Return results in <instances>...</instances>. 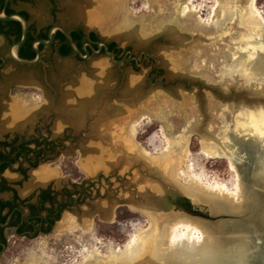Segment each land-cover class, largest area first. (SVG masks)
Segmentation results:
<instances>
[{
  "label": "rangeland",
  "instance_id": "rangeland-1",
  "mask_svg": "<svg viewBox=\"0 0 264 264\" xmlns=\"http://www.w3.org/2000/svg\"><path fill=\"white\" fill-rule=\"evenodd\" d=\"M216 1L220 6L228 4L240 11L246 2L193 0V11L185 17H181L179 8L187 0H55L54 17L51 5L45 0L13 4L12 8L27 12L29 22L37 28L55 19L66 27L94 29L102 40L115 42L120 48L129 47L136 55L141 50L149 51L167 85L147 83L148 63L137 71L128 65L121 82L103 55L93 56L87 63L60 61L54 55L47 77L54 95L43 84L37 70L8 66L0 72V104L15 106L20 112L33 115L42 106H50L51 97L55 96L57 107L77 110L78 119L89 118V126L96 122L94 132L110 141L114 150L123 147L127 151V147L134 145L139 153L144 149L141 154L147 151L159 155L164 147L163 137L177 139L188 124L206 123L216 134L224 124L232 123L237 112L258 105L231 97L249 85L223 73L241 36L234 35L240 33L234 21L218 20L221 8L213 16ZM256 5L264 18V0H256ZM217 20L220 25L215 26L213 23ZM7 46L0 37V52H5ZM12 84L16 87L11 90ZM258 86L254 84L252 90L256 91ZM260 93H264V86L260 87ZM262 104L254 110H261ZM96 111L102 115L96 116ZM32 120V117L26 119ZM133 123H137L134 135L131 134ZM89 142H81L75 154L55 163L63 171L76 172L70 179L98 181L92 189V198L81 206L80 220L74 215H65L50 237L17 240L15 244L11 241L4 264H109L110 258L120 256L116 250L130 235L146 228V218L136 209L137 203L128 201L131 193L138 201L132 178L136 170L143 175L145 171L141 167L124 172L122 167L114 171L104 168L97 161L98 155L85 157L88 145H95L92 140ZM118 151L116 154L121 153ZM188 151L191 170L197 177L209 185L234 188L236 181L226 159L204 157L198 135L188 138ZM115 157L114 153L103 151L104 161ZM96 204L98 211L93 206ZM109 207H112V216L107 219ZM183 215L208 229L206 220Z\"/></svg>",
  "mask_w": 264,
  "mask_h": 264
},
{
  "label": "bare ground",
  "instance_id": "bare-ground-1",
  "mask_svg": "<svg viewBox=\"0 0 264 264\" xmlns=\"http://www.w3.org/2000/svg\"><path fill=\"white\" fill-rule=\"evenodd\" d=\"M192 2L193 0H187L181 5L179 8L181 17L193 11ZM217 8H221L219 21L228 18L231 22L236 18L246 32V35L238 41L239 46L232 49L233 58L223 73L227 75L226 77L238 74L248 81H264V54H262L264 18L257 8L256 0H246L242 11L228 4L220 6L216 1L213 16ZM218 20L213 23L215 26ZM95 113L96 116L102 115L98 111ZM85 115L87 116L86 113ZM232 123L234 124L232 131H227L224 124L216 134L212 133L211 127L206 123L201 128L200 125L188 124L180 132L181 135L178 134L180 136L177 139L163 137L164 147L159 155L152 153L151 155L147 151L141 154L144 149L139 153L132 143L133 147H127V151H124L123 147H115L114 150L110 141L98 136L92 139L96 145H92L94 150L88 145L89 143L87 144L89 151L84 154L85 157L98 155L97 161L105 165V168L108 167L110 171L119 167H122L121 172L133 167H141L146 173V175L140 174L138 169L132 178L142 200L138 202L140 205L136 206V209L145 216L146 228L130 235L116 250L120 256L117 259L110 258L109 264H245L247 245L239 243L235 247L222 249L212 232L199 222L177 212L163 214L154 209L157 203H163L168 192L172 190L192 199L210 194L229 197L232 202L239 203L240 179L233 163L224 158V145L236 150L233 141L241 136H249L256 143H264V108L257 111H239L233 116ZM94 124L96 122L93 121L89 126L90 130L95 127ZM136 127L137 123H133L131 134H135ZM193 131L201 134L199 142L204 157L226 159L229 171L236 181L233 189L228 190L219 184L209 185L192 172L189 164L188 138ZM118 150L120 154H116ZM103 151L114 153L115 159L104 161Z\"/></svg>",
  "mask_w": 264,
  "mask_h": 264
},
{
  "label": "flooded vegetation",
  "instance_id": "flooded-vegetation-1",
  "mask_svg": "<svg viewBox=\"0 0 264 264\" xmlns=\"http://www.w3.org/2000/svg\"><path fill=\"white\" fill-rule=\"evenodd\" d=\"M28 1L7 0L5 2L4 0V4L8 5L12 13L23 14L22 16L27 19V33L33 41L47 39L49 29L58 25L69 34L80 33L79 49L82 55H84L82 48L86 43L96 50L98 43L103 42L108 49V44L112 42L102 40L94 29H84L80 26L66 27L55 19L49 25L37 28L29 22L27 12L12 8L13 4ZM45 1L51 5V13L54 17L55 0ZM89 30L95 33V39L88 37ZM58 33L60 32L56 31L52 35V42L49 45L38 46L41 62L33 66H23L12 62L7 53L10 44L5 36L0 34V37L8 44L6 51L0 52V58H2L0 59V72L8 66L35 69L39 72L48 91L54 95L52 85L47 80L48 67L53 65L54 55L60 61L70 59L73 62L82 63H87L93 56L103 55L115 68L121 82L128 65L133 71H137L148 63L150 66L145 73L147 83L160 82L162 87L167 85L162 77V70L157 67V61L149 51L141 50L136 55L129 47L120 48L113 42L119 52L115 54L108 50L114 54L116 62H111L103 50L97 55L90 52L86 59H80L72 49L67 55H61L58 52L63 44H68L70 47L67 39L60 33L64 37L63 40L57 35ZM43 35L45 38L42 37ZM129 57L134 59H129ZM15 87L12 84L11 90ZM51 99L50 106H42L39 111L26 117H32V121L24 122L8 120L6 107L0 104V264H4L2 261L9 252L11 241L15 244L17 240L33 241L50 237L62 223L65 215H74L77 220H80L81 206L85 205L87 199L92 198V189L98 182L79 178L70 179L71 176H75V171H63L55 166V163L60 162L62 157L75 154L80 149L81 142L82 144L86 140L91 142L97 135L90 130L88 117L84 120L80 118V120L77 110L66 106L57 107L55 96ZM82 220L84 222L86 218Z\"/></svg>",
  "mask_w": 264,
  "mask_h": 264
},
{
  "label": "water",
  "instance_id": "water-1",
  "mask_svg": "<svg viewBox=\"0 0 264 264\" xmlns=\"http://www.w3.org/2000/svg\"><path fill=\"white\" fill-rule=\"evenodd\" d=\"M5 2H7V0H5ZM0 21H14L18 22L20 25L19 39L10 44L7 50L9 59L15 64L33 66L40 63L38 46L49 45L52 42V35L56 31H59L67 39L71 49L80 59H86L90 52L97 55L103 50L104 54L108 56L111 62H116L114 60V54L107 49L103 42L97 44L96 50H94L89 43H86L85 46L88 49L84 46L82 48L84 55H82L80 49L73 42L70 34L63 27L58 25L49 29L47 39H37L32 42L31 47L35 54L33 59L21 58L18 56V52L27 38V19L18 13L5 14L4 12H0ZM231 21L235 22L236 27L240 31V33L235 32L234 35H240L241 38H243L246 32L242 26L239 25L236 18ZM90 31L91 30H89V32ZM241 38H239V40ZM262 54H264V51H262ZM129 59L134 58L129 57ZM232 77L235 81H237V79L243 80V82L249 86L234 95L232 94L231 97H239L247 104L258 103L259 106L251 105L248 110L256 111V109H259L258 107H260L262 103L264 104V93H260V87L264 86V81H248L238 74ZM157 84L162 87V83L158 82ZM254 84L259 85L256 91L252 90ZM230 90H233V88L230 87ZM245 95L253 98L247 99ZM254 107L256 108L255 110ZM262 107L264 108V105ZM195 126L198 125L195 124ZM225 126L227 127V131H232L234 124H225ZM201 127L202 125H200V128ZM192 134H196L198 137L201 135L198 131H193ZM233 145L237 147L236 150L232 147L227 148L226 145H224L225 151L223 153L224 158L233 163L240 179L241 193L239 203H236V201L232 202V199L229 197H218L210 194L192 199L185 194L172 190L168 192L163 203H157L154 209L157 210L158 213L165 214L177 212L181 215L185 213L193 217L204 219L207 221L208 230L212 232L215 239H217L216 241L222 246V249L226 250L235 247L239 243L245 246L247 245L245 264H264V143H256V141L249 136H241L233 141ZM117 169L120 170L119 168H114L111 171ZM132 195L133 193L128 197V201L137 203V206L140 205L138 202L142 200L137 190L135 195L138 201H136L135 197ZM93 206L95 207V211H98L99 205L96 204ZM111 209L112 207L108 208L106 215L107 219H110L112 216Z\"/></svg>",
  "mask_w": 264,
  "mask_h": 264
},
{
  "label": "trees",
  "instance_id": "trees-1",
  "mask_svg": "<svg viewBox=\"0 0 264 264\" xmlns=\"http://www.w3.org/2000/svg\"><path fill=\"white\" fill-rule=\"evenodd\" d=\"M9 1H26V0H9ZM0 12H4L5 14L12 13L8 5L4 4V0H0ZM0 34H3L5 36L9 44L16 42L20 37L19 23L14 22V21H8V22L0 21ZM57 35L64 40V37L60 33H58ZM70 35H71L72 40L77 45V47L80 48V43H79L80 33L72 32L70 33ZM89 36L93 39L96 38L94 32L88 33V37ZM42 37L45 38L44 35ZM32 41H33V38L29 36V34L27 33L26 41L19 49V52H18L19 57L24 58V59H33L34 52L31 48ZM108 49L114 52L115 54L119 52V49L115 48V44L113 42L108 44ZM58 52L61 55H67L71 52V48L68 46V44H63L59 47Z\"/></svg>",
  "mask_w": 264,
  "mask_h": 264
},
{
  "label": "crops",
  "instance_id": "crops-1",
  "mask_svg": "<svg viewBox=\"0 0 264 264\" xmlns=\"http://www.w3.org/2000/svg\"><path fill=\"white\" fill-rule=\"evenodd\" d=\"M5 110L7 112L8 120L12 119L13 121L24 122L29 115V112L22 113V111L20 112L17 108L15 109V106H7Z\"/></svg>",
  "mask_w": 264,
  "mask_h": 264
}]
</instances>
